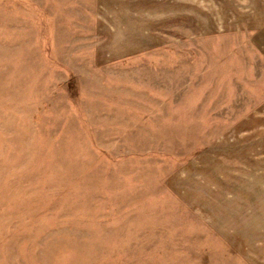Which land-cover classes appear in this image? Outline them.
<instances>
[{"label": "rangeland", "instance_id": "1", "mask_svg": "<svg viewBox=\"0 0 264 264\" xmlns=\"http://www.w3.org/2000/svg\"><path fill=\"white\" fill-rule=\"evenodd\" d=\"M0 264H264V0H0Z\"/></svg>", "mask_w": 264, "mask_h": 264}]
</instances>
